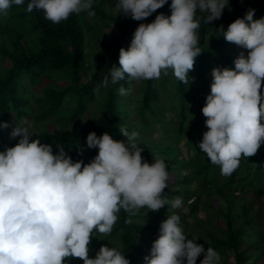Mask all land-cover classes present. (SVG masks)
<instances>
[{"label": "clouds", "instance_id": "obj_1", "mask_svg": "<svg viewBox=\"0 0 264 264\" xmlns=\"http://www.w3.org/2000/svg\"><path fill=\"white\" fill-rule=\"evenodd\" d=\"M25 3L26 13L42 11L53 24L73 14L96 15V0H0V18H6L14 5ZM166 4L168 0H115L117 15L141 22L129 46L119 49L118 64H112L96 85L97 94L123 80L131 84L171 74L189 85L194 79L189 72L202 53L200 22L208 26L226 8L231 12L230 0H171V15L160 12L144 22ZM255 12L248 7L226 29L223 24L209 27L246 50L234 59V68L212 69L210 92L201 108L207 131L198 147L226 177L242 158L255 155L264 144V16L254 19ZM90 66L92 75L97 72L95 59ZM129 91L123 85L118 89L120 95ZM9 127L7 121H0V130ZM11 127L9 140L18 142L0 150V264H71L73 258L83 264H131L110 243L91 256L93 237L102 240L100 235H110L122 210L131 223V217L145 208L158 211L167 206L169 212V207L184 206L182 196L169 199L165 195L169 163L159 155L151 163L142 156L139 130L120 126L123 139L108 131L100 135L89 131L78 154L98 151L85 162L74 159L63 145H56L54 152L52 144L36 135L35 121L23 118ZM189 237L180 213H167L144 264H197L201 255L199 264H221L217 249L205 248L196 237Z\"/></svg>", "mask_w": 264, "mask_h": 264}, {"label": "trees", "instance_id": "obj_2", "mask_svg": "<svg viewBox=\"0 0 264 264\" xmlns=\"http://www.w3.org/2000/svg\"><path fill=\"white\" fill-rule=\"evenodd\" d=\"M109 1L96 0L94 17L73 14L59 24L46 20L42 11L26 13V3L14 5L6 18H0V121L10 125L0 130V150L18 142L10 141L9 133L23 118L35 121L36 135L52 144L54 152L56 145H63L74 159L85 162L98 151L90 149L83 157L78 154L89 131L98 135L108 131L123 139L120 126L139 130L142 156L151 163L152 157L159 155L169 163L171 176L165 195L169 199L182 196L184 206L169 207V212L167 206L158 211L145 208L131 217V223L122 210L110 235H100L102 240L93 237L90 255L110 243L119 247L131 264H144L160 223L167 213L179 212L189 238L196 237L205 248L217 249L224 264H264V144L255 155L242 158L227 177L198 147L207 131L201 108L210 92L209 75L216 66L234 68L233 61L240 53L238 45L209 27L223 24L226 29L248 7L256 9L254 19H259L264 16V0H230L231 12L226 8L222 17L208 26L201 20L202 53L189 72L194 78L189 85L171 74L162 75L159 80L144 81L136 97L118 92L121 85L131 89L135 81L129 84L123 80L102 88L99 94L95 91L112 64H118L119 49L129 46L133 30L141 22L117 15ZM168 4L144 22H151L160 12L171 15ZM93 59L97 72L90 75ZM94 105L99 108L92 110ZM132 107L137 110L134 117ZM168 111L174 113L175 120H166ZM155 128L163 132L161 139L154 138ZM184 138L190 161L179 147ZM185 170L188 175H183ZM202 211L205 219L200 216ZM202 259L203 255L198 257L197 264ZM71 264L83 261L73 258Z\"/></svg>", "mask_w": 264, "mask_h": 264}, {"label": "rangeland", "instance_id": "obj_3", "mask_svg": "<svg viewBox=\"0 0 264 264\" xmlns=\"http://www.w3.org/2000/svg\"><path fill=\"white\" fill-rule=\"evenodd\" d=\"M245 1H249V0H245ZM114 3H115V0H110L109 1V4L111 5V7L112 8H114ZM114 10H115V8H114ZM115 13V12H114ZM109 35V34H108ZM107 36V35H106ZM238 49H239V51L241 52V47L240 46H238ZM89 51H90V49H88ZM87 50V51H88ZM81 80L82 81H84L85 80V78H84V75H81ZM209 79L210 80H212L213 79V77H212V75L210 74L209 75ZM143 84H144V81H140V82H135V84L133 85V87H131V89H130V91H129V95L128 94H126V96L127 97H130V95L132 94V95H134V97H136V96H139V93L141 92V89H142V87H143ZM99 107H97V106H92L91 107V109L92 110H97ZM132 117H134L135 115H136V109L135 108H133L132 107ZM166 120L167 121H171V120H175V115H174V113L173 112H170V111H168V113L166 114ZM137 122V121H136ZM139 122V121H138ZM163 132L161 131V130H159V129H157V128H155V131H154V133H153V136H154V138H158V139H161L162 137H163ZM186 142H187V139L186 138H184V139H182V141H181V143H180V148H181V151H182V153H184V155L187 157V159H189V157L191 156L190 155V153L187 151V148H186ZM189 161H190V159H189ZM220 205H222V206H225L224 205V203H222V202H220ZM206 213L204 212V211H202L201 213H200V216L203 218V219H205V215ZM234 259V257L233 256H231L230 257V261H232ZM225 263V261L224 260H222V262H221V264H224Z\"/></svg>", "mask_w": 264, "mask_h": 264}]
</instances>
